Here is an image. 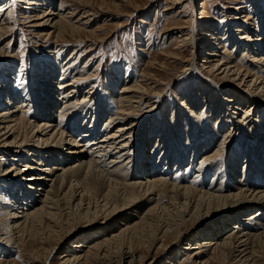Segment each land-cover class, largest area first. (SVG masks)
Masks as SVG:
<instances>
[{
    "label": "bare ground",
    "instance_id": "bare-ground-1",
    "mask_svg": "<svg viewBox=\"0 0 264 264\" xmlns=\"http://www.w3.org/2000/svg\"><path fill=\"white\" fill-rule=\"evenodd\" d=\"M16 1L0 0V40L18 19L27 21L29 34L52 40V47L23 71L0 47V253L23 250L40 263L41 255L47 261L72 240L58 256L61 264H157L151 260L156 249L165 264L175 263L177 254L193 264H264V185L252 183L253 177L263 182L264 148L251 150L254 136L264 147V119L257 117L264 108V0L228 6L224 29L213 30L212 18L201 25L205 50L193 55L203 57L202 68L216 81L201 82L196 97L203 111L210 107L214 126L224 128L203 141L205 147L195 138L193 148L182 140L185 131L177 134L165 118L158 125L159 116L152 115L154 98L165 92L167 82L159 80L165 71L146 72L139 84L121 80L111 104L104 89L93 88L96 80L81 76L80 68L77 74L64 64L67 58L58 62L56 50L63 51L69 38L88 43V53L100 41L87 31L90 15L82 0H20L21 17L14 18ZM174 1L178 6L185 0ZM197 33L181 34L168 53L186 62L188 72L181 50H195ZM232 42L248 64L233 57L227 47ZM166 62L161 65L168 69ZM22 79L26 86L20 87ZM182 99L177 117H204ZM237 130L240 135H233ZM39 246L42 254L31 256Z\"/></svg>",
    "mask_w": 264,
    "mask_h": 264
},
{
    "label": "rangeland",
    "instance_id": "rangeland-1",
    "mask_svg": "<svg viewBox=\"0 0 264 264\" xmlns=\"http://www.w3.org/2000/svg\"><path fill=\"white\" fill-rule=\"evenodd\" d=\"M235 1L237 0H185L177 6L175 4L176 1L174 0H156L153 2H151L150 0H82L81 3L86 6V8L84 9L87 15H90L88 18H86V20L91 23L87 24V31H95L94 33L96 38L94 39V41H100L91 43L90 45H94L95 47L93 51L88 53L87 51L90 48L88 47V43H85L84 41H81L80 43L79 41L70 39L68 37L69 41H65L63 44L65 45L63 46L64 52L62 50H59V48L56 50L58 51L56 52L57 55H59V58H61H58V62H63L67 58L68 61L66 60L64 64L66 62L70 63L68 66H72V70L74 71L77 70V74H80L81 72V76L85 75L83 77H90L94 81L96 80L94 83L95 87L93 86V88H95V90L97 91L99 90V92L104 89L106 91L105 97L111 104L112 95L117 93V91L119 90L117 89V91H115L116 84L119 85L121 83V86L123 84L122 81L139 84V79H141V77L146 72L150 71L149 73H152L153 75H159L162 71H165L164 76L159 77V80L161 82H167V84H165L164 86L165 92H162L161 96H158V98H154L156 110L153 111L152 115H155L157 113V116H159L158 125L164 123L165 119H168L170 124L173 123L172 125L174 130V127H176L177 134L180 133L181 129L182 131H185L186 138L184 137L182 140H190V147H196L195 144L192 145V140L194 141L195 138L197 139L198 137L200 138V144L202 143L205 147L203 141L213 135L215 130H217V132H221V129H223L224 127L221 126L223 125L222 123L214 126L215 116L213 114L212 117H214V119L212 120L209 112L210 107L205 106L203 111L200 96L196 97L198 96L196 93V87L201 82L204 83V81L208 82V80H210L212 83L216 80L213 79L211 74H208V72L204 71V69L202 68V66L204 65L202 63L203 57L201 55H199V57H195L193 54L199 50H205L204 46L206 45H201L202 42H200L199 40L202 23H206L207 20L212 18L214 19L213 21L211 20V26L214 27L213 30H217L220 27H223L224 29V27L227 25V19H229L227 17L229 16V14L231 15L230 11H227V9L229 8L228 6L237 4V2ZM239 1L240 3L242 2V0ZM55 4L53 8H57L58 5L57 3ZM21 5L20 0H17L16 7L12 10L13 12H11L12 17H21ZM169 5H172L175 9L173 11H165V8H167ZM243 5L247 6L245 2ZM65 11L67 10H64L63 12ZM248 11H250L249 8ZM240 16L241 17L239 18L242 20L243 15L240 14ZM78 17L79 15L77 16V18ZM254 21L255 25L258 26L257 32H259L258 30H260L261 25L259 24L258 20L255 19ZM26 23L27 21H20L17 19L16 24H13L14 26L12 25V28L7 30L9 31L7 32V35H5L3 39H1L3 41L0 40V47L3 46L9 52V56L5 57V59H13L15 62L14 64L17 66L18 64H20L21 71H23L22 69L31 70L32 68H34V65H36V63H38L40 59L47 57L48 53L46 52L48 50H51L52 47V40L46 42L42 37H37L38 34L35 32L29 34L27 32L29 28L25 26ZM80 23H84V21L82 20ZM251 26L253 25H250L249 27L251 28ZM234 29H236V27H234L233 29L231 28V31H233ZM180 30L184 31L180 32ZM192 30L194 32H198V35L196 34L198 38L194 39V41L198 40V43L197 45H195L196 42L192 44V48H194L195 50L187 47H183L181 50L183 52V54L181 55L182 60H189L188 65H191L188 72V70H186L188 68L185 69L186 62L183 63L180 61H174L175 59H171L168 53L173 52L175 50L174 48L179 45L178 41L180 40L179 36H181V34L184 35L185 32L189 33L192 32ZM233 33L235 35V31H233ZM235 36L237 37V35ZM238 37H242V34H240V36ZM82 39L84 40L85 38ZM237 41L239 44L240 40L238 38ZM230 44L231 45L227 44V47L230 48L233 52V57L238 58L239 64H248L246 62H248L249 59L246 60V57L243 56V54L240 55L242 52V49L239 51L240 45H236L235 47H233L235 44L233 42ZM258 49H261V47H259ZM63 53L65 55H63ZM14 55L17 58H13ZM158 57H160L161 59H158ZM191 58L194 59L192 60ZM165 59L168 60V62H166V64H168V69H165L161 65V63H163ZM73 60L75 61L73 62ZM78 69L80 72L78 71ZM23 80L24 79L21 80L19 86L21 84L26 86ZM192 96H194V99L191 100ZM179 99H182L184 101L189 99V101H191L189 102V108L191 105L190 103H192V106L197 105L198 109H196L194 112L203 113L204 117H198L201 121L198 120L196 116H193L192 119V116H190L189 113H186L185 115L179 114L178 118L176 114L181 111H177V107L180 106ZM116 104L117 102H115L113 105ZM171 105L174 108L173 112L172 110L168 109V107H171ZM144 108H146V105ZM258 110L260 111H258L257 117H259L258 120L260 122L262 121L261 119H264V108L261 107L258 108ZM144 111L146 110L144 109ZM179 121H181V123L184 121V123H182L183 126H180L181 128L177 125ZM174 123H176V125H174ZM197 123H199V126H196ZM188 126L190 127V129ZM214 127L216 129H214ZM150 128L155 129V125L153 124ZM251 130H254V127H252ZM255 130H260V128L255 127ZM235 134L239 136L240 131H234L233 135ZM220 136L221 135H219V137ZM253 138L255 139L256 146L254 145L255 147L253 146L251 148L252 151H256L260 147V149L264 148L259 143L260 140L258 139V136H254ZM239 142V148L242 150V144L244 145V143L242 142V140ZM214 147H212V151H215L217 148ZM205 150H207L208 153L210 151V148H205ZM247 151L249 150L247 149ZM201 155L202 154L197 155L196 159L199 160ZM1 173L2 172L0 170V174ZM186 178L190 179L189 174L186 176ZM255 179V182L259 184L254 185H264V178H261V181H263L261 183L259 177H253L252 183ZM4 195L6 196L7 193H4ZM71 242L72 240L66 243L67 245H65V247L63 246L59 249V252H57L58 255L54 254V256L47 261L43 259V256L41 255V247L39 246V248L36 247L38 250L35 248V252L31 253L30 255L33 257L35 253H38L39 256L41 255L39 257V261L42 262L40 263H33L34 261H32L31 257L26 254V251L20 250L17 251L18 253H11L9 255L10 257L3 256L2 253H0V264H8L6 262L8 260L9 262H11V264H61L58 256L63 252V249L65 250L66 247L68 248ZM140 251L143 250L140 249L138 253H140ZM263 251L264 249H262V253L264 255ZM163 254V252H159V250L156 249L151 254V260L157 261V264L161 263L162 260V264H165V262H163V259L165 258ZM177 256L178 257L175 260L176 262L173 264H193L189 256H184V254L181 256L180 254H177Z\"/></svg>",
    "mask_w": 264,
    "mask_h": 264
}]
</instances>
